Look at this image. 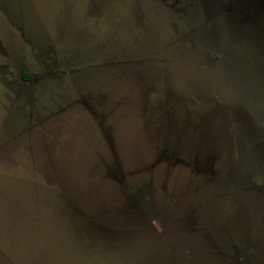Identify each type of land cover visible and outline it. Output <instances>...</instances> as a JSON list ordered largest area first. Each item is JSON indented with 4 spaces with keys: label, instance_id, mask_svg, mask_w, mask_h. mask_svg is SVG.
<instances>
[{
    "label": "rangeland",
    "instance_id": "1",
    "mask_svg": "<svg viewBox=\"0 0 264 264\" xmlns=\"http://www.w3.org/2000/svg\"><path fill=\"white\" fill-rule=\"evenodd\" d=\"M0 264H264V0H0Z\"/></svg>",
    "mask_w": 264,
    "mask_h": 264
}]
</instances>
